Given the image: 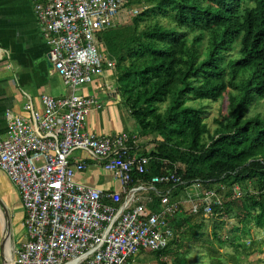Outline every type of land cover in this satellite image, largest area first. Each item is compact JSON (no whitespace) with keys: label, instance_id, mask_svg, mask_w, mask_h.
<instances>
[{"label":"trees","instance_id":"16d2710c","mask_svg":"<svg viewBox=\"0 0 264 264\" xmlns=\"http://www.w3.org/2000/svg\"><path fill=\"white\" fill-rule=\"evenodd\" d=\"M125 1L129 23L112 24L97 41L115 65V94L136 126L138 139L129 145L151 159L145 174H133L134 181L150 185L154 177L175 173L184 185L153 184L171 202L192 182L207 190L222 185L225 202L214 205L207 218L227 215L236 206L243 235L250 221L264 232V112L249 114L259 101L264 107V0ZM223 101L226 114L214 120L211 132L205 104ZM149 136L154 147L145 150L139 138ZM235 185L244 188L237 198ZM149 197L147 206L158 211L159 197ZM180 208L173 220L177 234L187 225L190 239H200L202 208L197 213L187 205ZM217 222H212L214 237ZM172 243L149 253L187 264L188 253L180 254Z\"/></svg>","mask_w":264,"mask_h":264},{"label":"built area","instance_id":"2783aa9c","mask_svg":"<svg viewBox=\"0 0 264 264\" xmlns=\"http://www.w3.org/2000/svg\"><path fill=\"white\" fill-rule=\"evenodd\" d=\"M125 0H34L33 14L48 48V59L70 94L63 99L41 97L42 110L29 100L27 116L7 115L0 140V171L17 189L25 212L27 241L15 251L11 264H127L141 252L166 248L176 236L174 218L181 206L192 213L202 208L212 216L221 207L225 187L204 189L200 182L186 186L171 202L153 184L184 185L175 173L154 177L150 185L133 179L143 175L150 157L131 155L134 133L99 136L84 122L96 105L93 95L76 94L115 67L98 46L97 35L124 12ZM84 151L120 185L108 192L75 180L86 168L72 160ZM135 182V183H134ZM221 190L222 193H219ZM233 198L242 193L233 187ZM159 197V210L147 206L149 194Z\"/></svg>","mask_w":264,"mask_h":264},{"label":"crops","instance_id":"0c3cea01","mask_svg":"<svg viewBox=\"0 0 264 264\" xmlns=\"http://www.w3.org/2000/svg\"><path fill=\"white\" fill-rule=\"evenodd\" d=\"M33 7L34 0H0V140L6 134V116H27L23 107L29 100L35 109L42 110L43 95L63 99L70 94V89L49 62L48 48L39 33ZM107 86L109 94L105 102L103 89ZM111 88L112 83H106L103 78L80 88L81 95L96 98V105L85 120V129L99 136L120 132L134 134L119 97L114 96ZM90 89L98 90V94H91ZM97 99H102L103 103ZM130 148L131 155L139 153L136 144ZM71 158L86 162L85 170L75 175L77 182L108 192L120 190L115 189L118 181L84 151L73 152ZM24 219L18 191L0 171V264L5 260L10 262L15 251L26 243ZM130 263L133 259L127 262Z\"/></svg>","mask_w":264,"mask_h":264},{"label":"rangeland","instance_id":"374dc122","mask_svg":"<svg viewBox=\"0 0 264 264\" xmlns=\"http://www.w3.org/2000/svg\"><path fill=\"white\" fill-rule=\"evenodd\" d=\"M135 11H140V7L134 9ZM130 16L127 15V12H122L118 20L115 22L116 26L127 25L130 21ZM112 72L106 71L104 73V81L108 84L112 83L114 96L118 97L115 94V79ZM101 78V80H102ZM109 89H103L105 93V102L108 100L107 95ZM91 94H98V90L90 89ZM76 94H83L80 92V88L77 89ZM97 96V95H95ZM102 102V99H97ZM225 101V100H224ZM220 102L215 104H205L206 105V117L205 121L208 124L211 132L215 128V119H220V117L226 114V103ZM120 102V98H119ZM103 103V102H102ZM122 106V105H121ZM165 106H161V110ZM123 108V106H122ZM264 107L262 102L259 101L255 107L251 108L250 115L254 113H263ZM123 113L127 118V123L130 126V131L136 132V126L132 118L127 114L126 110L123 108ZM85 125V122H84ZM152 139V136L146 138H139V144H146L145 150H149L154 147V144H151L149 141ZM115 189L119 190L120 185L118 182H115ZM244 190V188H243ZM241 188L242 193L244 191ZM246 191L253 192V186H247ZM240 205L239 203H237ZM237 205V206H238ZM233 211L227 215H222L219 218L211 219L204 218L201 221L202 229L200 230V239H190V233L187 230V225L182 228V232L176 233L175 243H172V248L178 249L179 253L182 254L184 251L188 253L186 256L187 264H264V232L258 230L251 225V221L248 223L247 227L250 228L248 235H243L241 230H243V220L240 216L238 218L234 217L238 213L236 206L232 207ZM216 220L217 223H221L218 226L216 237H214V232L212 228V222ZM239 228V232L234 231L233 229ZM239 237V241H235V238ZM235 243H240L241 247L236 248L233 245ZM173 256L159 257L155 253H139L136 257L133 258V263L130 264H170L173 260Z\"/></svg>","mask_w":264,"mask_h":264},{"label":"water","instance_id":"95a60500","mask_svg":"<svg viewBox=\"0 0 264 264\" xmlns=\"http://www.w3.org/2000/svg\"><path fill=\"white\" fill-rule=\"evenodd\" d=\"M7 231H8V226H7ZM4 264H11V263L5 260Z\"/></svg>","mask_w":264,"mask_h":264}]
</instances>
